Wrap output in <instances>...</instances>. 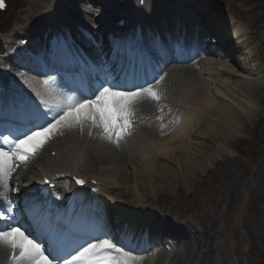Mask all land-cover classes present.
I'll list each match as a JSON object with an SVG mask.
<instances>
[{"label": "bare ground", "instance_id": "bare-ground-1", "mask_svg": "<svg viewBox=\"0 0 264 264\" xmlns=\"http://www.w3.org/2000/svg\"><path fill=\"white\" fill-rule=\"evenodd\" d=\"M37 1L30 0L31 11ZM160 1L167 10L173 9L172 15L178 20L185 23L188 17H192L190 22H195V16L185 6L189 0ZM164 6L156 7L154 12L162 13ZM255 9L250 7L242 11L239 20L247 32L238 46H242L244 54L241 57L247 58L248 63L239 57L243 64L238 67H222L223 63L217 62L211 54L205 63L199 65L202 76L199 71L196 74L185 71L184 75L182 71L169 73L167 83L176 88L185 82V78H194L185 89L187 98L196 99L191 101L190 111L182 114L178 125L169 134L162 131L167 118H162L154 129L152 114L148 108L140 109L139 104L136 120L144 115L147 122L142 121L137 135L120 148L100 140L95 133L89 137L78 132H66L59 136L56 144H51L50 152L55 151L57 158H73L72 150L77 148L75 163L80 160L77 157L80 152L89 149V154L93 153V158L84 164L85 168L95 170L89 172L97 175L104 185L102 193L105 196L101 195L95 209L98 216L100 211L104 218L110 209L116 207L117 213H121L120 218L134 224V217L139 215L155 221V214H164L163 210L167 208L171 211L175 201H184L183 207L191 204L192 221H186L187 228L172 221L165 224L182 235L185 244L184 250H175L172 264H197L201 259L209 264H264V193L258 194L260 187L264 186V164L260 162L248 169L246 162L237 159L233 151L247 128L256 130L254 137L264 136V117L260 108L264 104V85L258 82L259 76L264 77V71L258 73L259 65L255 64L259 48L264 45V19L255 14ZM223 21L229 22L227 18ZM209 23L211 27H218L220 32L218 18L212 16ZM195 75L197 78L193 77ZM166 93L171 95L169 89ZM177 110L180 109L177 107ZM153 133L166 138L153 145ZM145 135L151 140L145 141L147 146L141 140L139 142V138ZM198 143L212 144L213 147L205 149ZM136 153L141 154L139 159ZM40 156L41 160L46 159L44 153ZM35 167L20 172L18 181L28 187L30 180L27 178H35L39 171L34 170ZM114 190L120 192L114 198L107 197L108 192L112 196ZM126 197L132 200L128 202ZM255 200L258 202L256 206ZM160 202L165 204L159 206ZM237 204L240 211L234 208ZM160 222L163 220L158 219L153 224L159 226ZM140 242L133 250L140 247ZM200 245L205 246L203 249H207L208 257L196 254L194 249ZM243 245L248 247L246 253L240 250ZM135 255L134 264H164L169 257L156 244L152 245L151 251ZM4 261L7 264L6 254L0 252V262Z\"/></svg>", "mask_w": 264, "mask_h": 264}, {"label": "snow or ice", "instance_id": "snow-or-ice-1", "mask_svg": "<svg viewBox=\"0 0 264 264\" xmlns=\"http://www.w3.org/2000/svg\"><path fill=\"white\" fill-rule=\"evenodd\" d=\"M4 7L0 0V9ZM60 63L67 65L65 72L57 68L43 79L52 103L32 87L26 71L17 69L18 79L0 85V249L7 264H134L131 252L96 226L86 209L62 210L20 194L13 173L66 132L89 137L95 133L120 148L133 134L137 106L144 101L159 104L164 98L158 86L167 74L154 72L149 79L146 73L143 82H137V55L129 53L127 64H120L111 79L105 76L84 86L75 81L89 67L80 53L66 47ZM24 197L28 203L22 202Z\"/></svg>", "mask_w": 264, "mask_h": 264}, {"label": "rangeland", "instance_id": "rangeland-1", "mask_svg": "<svg viewBox=\"0 0 264 264\" xmlns=\"http://www.w3.org/2000/svg\"><path fill=\"white\" fill-rule=\"evenodd\" d=\"M210 2L212 1V0H209ZM215 1V3H213L212 2V4H213V6H214V8L215 9H220V10H225V5H224V3H227V1H229V0H223V2L221 1V0H214ZM264 2L263 3H261V4H259V9H258V11L257 12H260V9L261 8H264ZM264 14V13H263ZM263 50H264V47H263ZM262 55L264 56V51H263V53H262ZM260 64H262V62H260ZM262 111L264 112V105H263V107H262ZM250 128H247L246 130H245V136H246V138L247 139H249L252 143H254L255 144V146L257 147V146H259L260 147V149L261 150H263L264 149V139H260V138H258V137H254V135H255V133L254 132H252V131H250L249 130ZM199 146H203L204 148H206V149H210V148H212L213 147V145L212 144H198ZM238 149L242 152V154L245 156V158L246 159H248L247 158V155H254L250 150H247L243 145H241V144H239V146H238ZM264 156V151H260L258 154H256V155H254V157H250L249 158V160H251V163L252 164H256L257 163V161L261 158V157H263ZM183 202L184 201H182V202H179V201H176L175 202V209L173 210V211H169L168 213H165V214H167V217H166V219L168 220H176L177 219V217L178 218H185V219H188L189 217H190V214L188 213V210H187V207L189 206V205H191V204H187V206H185V208L184 209H182V205H183ZM187 210V211H186ZM166 219H165V221H166ZM180 223H183V222H180ZM201 248V247H200ZM200 248L198 249V252H199V250H200ZM172 256V255H171ZM173 260V259H172ZM170 262V261H169ZM172 263V262H171Z\"/></svg>", "mask_w": 264, "mask_h": 264}]
</instances>
